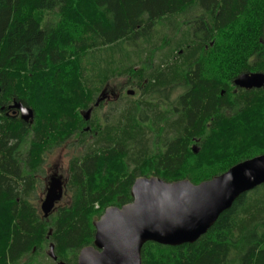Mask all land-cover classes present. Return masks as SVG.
I'll list each match as a JSON object with an SVG mask.
<instances>
[{
  "label": "trees",
  "instance_id": "16d2710c",
  "mask_svg": "<svg viewBox=\"0 0 264 264\" xmlns=\"http://www.w3.org/2000/svg\"><path fill=\"white\" fill-rule=\"evenodd\" d=\"M255 71L264 73V0H0V264H32L21 258L50 229L59 252L91 245L93 218L132 201L138 176L198 184L264 154V87L234 84ZM118 76V96L96 105ZM46 94L59 99L46 108L61 103L51 118ZM14 101L34 118L13 114ZM107 104L112 121L96 115ZM73 137L84 150L67 168L70 201L43 217L31 195L48 152ZM142 264H264V183L196 242L148 241Z\"/></svg>",
  "mask_w": 264,
  "mask_h": 264
},
{
  "label": "water",
  "instance_id": "95a60500",
  "mask_svg": "<svg viewBox=\"0 0 264 264\" xmlns=\"http://www.w3.org/2000/svg\"><path fill=\"white\" fill-rule=\"evenodd\" d=\"M234 84L248 89L264 87V73L243 72ZM104 98L102 94L96 105ZM9 108L18 109L23 120L34 118L33 109L21 102L14 101ZM91 111L87 110L85 118ZM263 183L264 154L240 161L198 184L189 179L139 176L130 191L132 201L108 206L94 221V241L81 251L78 264H142V248L148 241L168 246L194 243L240 195ZM63 188L60 176H50L40 207L45 216L61 200Z\"/></svg>",
  "mask_w": 264,
  "mask_h": 264
},
{
  "label": "rangeland",
  "instance_id": "374dc122",
  "mask_svg": "<svg viewBox=\"0 0 264 264\" xmlns=\"http://www.w3.org/2000/svg\"><path fill=\"white\" fill-rule=\"evenodd\" d=\"M166 32H168V29L162 30L160 36H162ZM171 36H172V33H171ZM154 38L157 39L158 37H154ZM158 41L160 42V39ZM158 41H155V42H158ZM125 48L126 49H122L118 53V57L121 59V61L127 60L128 57L130 56V52H128L129 51L128 47L126 46ZM165 50H167V53H168L169 47L165 48L164 51ZM107 52H108V50H106L104 52V55H103L104 57H105V54H107ZM162 52L163 51H159L157 53V55H162ZM100 58H102V57L100 56ZM96 61H97V59H96ZM123 78L124 77L118 76V77H116L115 80L111 81V83H109V85L107 87L108 91L115 92V93H118L119 91H121L122 90L121 87H122L123 83L126 82V80L123 79ZM126 89L129 90L131 88L130 87H125L124 90L127 91ZM137 95H138V93H136L134 97H137ZM47 96L48 95L46 94L45 95L46 99L43 102L44 105H43V107H41V109H42V117H44L46 115V116H48V118H51L52 116H54L55 114L60 112V106H61L60 104L61 103L60 104L58 103L57 105H55L57 107H55L53 110H50L48 107H47L48 108L47 109L46 108L47 104H51L53 101L59 100V99H55L53 101L51 100V101L48 102ZM111 98H113L112 95H111ZM123 104H124L123 102H118L117 109L119 110L120 108H122ZM111 107L112 106H110L108 104L105 105V107H103L101 110L97 111L96 115L99 118L102 119L103 118V114H105V115L107 114L108 120L112 121L116 117L115 116L116 114L113 115L116 111L114 109H111ZM80 113H81V115L84 116V115H86L87 111L81 110ZM92 118H94L93 115H92ZM96 119H98V118H96ZM104 123H106V121H104L103 124ZM77 140H78L77 137L76 138L73 137L70 140H68L65 144L61 145L60 147L53 148L52 150H50L48 152V154L46 155V162H45V166H44V169H43L44 173L42 175H40V177H39L40 181L37 183L36 190L33 193V195H31L33 199L35 198V202L39 201L40 196H42V198L45 197L46 188H47V185H48V181L50 180V176H52L54 174L55 175H60V176H62V179L67 176V174H68V169L67 168L69 167V161H70L71 157L74 156L75 154L81 153L84 150V149H78V148H76L74 146V145H76L75 142H77ZM192 146L194 147V145H192ZM64 199L66 200V202H69L70 201V194H67L64 197ZM95 206H96L95 209H98V206L97 205H95ZM40 207H41V205H40ZM40 209H42V208H40ZM97 219H98V217L93 218L94 221L97 220ZM93 225H94V222H93ZM47 243H48V241H47ZM47 243L44 245V246H46L45 247V251H46L47 246L49 244V243L48 244ZM84 247H87V246H84ZM48 249H49V247H48ZM44 253H46V252H44ZM72 253H73L72 251H69V249H67V251H65V250L61 251L60 255H61V258L65 257L66 259H69L67 261L70 262V261L73 260L71 258L72 257ZM67 256H68V258H67ZM29 257L30 256L25 257L24 262L28 261ZM47 259H49V257ZM32 264H47V260L43 259V257H40V258H37V259L33 260Z\"/></svg>",
  "mask_w": 264,
  "mask_h": 264
},
{
  "label": "flooded vegetation",
  "instance_id": "af4514ba",
  "mask_svg": "<svg viewBox=\"0 0 264 264\" xmlns=\"http://www.w3.org/2000/svg\"><path fill=\"white\" fill-rule=\"evenodd\" d=\"M103 91H104L103 92V96L105 98H107L108 100L112 99L111 98V95H112V97H114V96H116L118 94V93H115V92L108 91L107 88H106V90H103ZM11 112L13 114H16L17 112L20 113V111L18 109H11ZM57 176H60V175H57ZM67 176H68V174H67ZM67 176L62 179V181L64 182V188H63L64 189V194H63V198H62L61 201H59V202L56 203L55 207H53L54 209L50 212V214L53 213V211L56 208L60 207L62 204L64 205V203L66 202V200L64 199V197L68 194V192L66 191V182H65V181L68 180ZM60 177L62 178V176H60ZM48 183H49V181H48ZM43 199L44 198H42V196H40L39 201H38L40 203V205H41ZM66 203H68V202H66ZM41 211H42V209H41ZM42 215H43V217H46L44 215V212L43 211H42ZM53 244H54L53 242H49L46 251H45V247L46 246H39V248H41V251L35 252L32 255V257L31 256L29 257L28 260H31L33 262V260H35L37 258H40V257H43V259L47 260V264H70V263L78 264V260H79L78 257L80 255V253H81V251L84 248H86V247L81 248L80 250H78V252L76 254H75V252L72 251L73 253H72V257L71 258L73 260L69 262V261H67L69 259H66L65 257H62L61 258L60 252L58 250H56L57 246H54ZM48 247H49V249H48ZM69 251H71V250L69 249ZM44 252H46V253H44ZM47 256L49 257V259H47L48 258ZM67 258H68V256H67ZM21 260H22V262H24L25 257H22Z\"/></svg>",
  "mask_w": 264,
  "mask_h": 264
},
{
  "label": "bare ground",
  "instance_id": "6f19581e",
  "mask_svg": "<svg viewBox=\"0 0 264 264\" xmlns=\"http://www.w3.org/2000/svg\"><path fill=\"white\" fill-rule=\"evenodd\" d=\"M130 91H131V90H130ZM52 232H53V229H52V230L50 229V230H48V232H47L46 238H47L48 243H49V242H52V241H51V235H52ZM48 243H47V244H48Z\"/></svg>",
  "mask_w": 264,
  "mask_h": 264
}]
</instances>
